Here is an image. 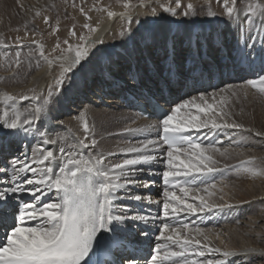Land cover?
I'll list each match as a JSON object with an SVG mask.
<instances>
[{
  "label": "snow or ice",
  "instance_id": "1",
  "mask_svg": "<svg viewBox=\"0 0 264 264\" xmlns=\"http://www.w3.org/2000/svg\"><path fill=\"white\" fill-rule=\"evenodd\" d=\"M176 4L180 7V0H176ZM124 7L126 11L119 15L128 18L133 7L131 0H127ZM223 7L222 15L229 20H236L240 24L259 22L261 31H264V19H256L264 18V0H249L242 7L237 6V0H224ZM163 10L172 17L178 15L176 8L171 6H165ZM79 11L91 19L84 7H79ZM42 14L41 11H36L35 16ZM201 14L207 17L218 15L210 5L205 6L203 13L198 12L197 6L191 0L179 12V16L183 18H193ZM117 15L114 11H107L110 18ZM151 15H157L156 8L152 9ZM44 23L52 28L49 35H55L59 31V18L53 27L50 17L45 15ZM83 27L87 33L79 37L75 25L69 31V37H75L78 43H70L69 39H57L50 53L45 52L42 34L33 32L34 36L41 35V39H28L27 25L26 35L17 36L12 44L6 43L0 36V47L16 49L12 55L7 51L4 53V65L8 69H15L9 79L15 80L22 76L19 71L22 65L31 70L33 67H41V61L48 65L49 70L53 66L60 69L54 78V85L48 86L46 94H37L35 88L28 89L31 95L0 91V104L4 105L0 114V127L15 130L14 133L5 135L24 133L27 136L31 133L34 138H39L42 145L38 151L33 150L31 158L16 157L8 168L0 169V232L3 233V238L0 239V264H98L91 257L100 251H111L119 255L127 250L134 239L133 233L145 239L149 236V231H137L126 222H138L147 227L154 224L156 217L141 214L132 208H124L117 201L162 203L166 220L181 215L209 214L234 208L231 203H216L211 200L215 195L212 190L217 188V184L209 183L208 178L210 174L222 171L216 166L219 163L216 154L225 157L231 153L229 148L217 147L222 141H213L210 137H215L217 132L233 130L239 135L238 138H230L232 143L245 145L252 142L251 137L244 133L253 130L238 123L227 109L233 99H239V92L247 96V87L264 97V74L247 80L245 88L237 90L229 85L219 93H201L175 104L170 110H166L159 103L165 99L163 88L159 89L158 96L151 90L148 95L141 94L137 100L142 98L143 105H150L161 118L156 124L146 128L122 129L124 133H142L145 138L135 144L119 146L116 151L100 149V140L96 138L95 124L90 121L87 107L76 118L83 129L82 137L68 128L66 133H56L55 139H51L48 138L47 131L42 130L44 125L37 126L38 122L46 121L45 114L50 111L54 98L64 89L65 82L82 71L96 56L97 45L104 43L102 39H92L99 30L98 26L85 23ZM119 34L121 37L132 38L130 21L129 27L122 29ZM142 39L154 37L150 31H146L142 34ZM249 39L254 41L255 37ZM170 41V44L167 40L164 43V56L169 65L165 84L170 82L173 67L176 65V36L171 35ZM188 43L191 50V36ZM243 47L252 48V44L245 40ZM25 48L28 49L27 52L23 51ZM261 48L264 50V43ZM199 49L200 37L197 36L193 55L199 54ZM53 53L56 55H52ZM252 55L250 51L242 59L251 60ZM261 72L264 73V69ZM23 75L26 77L27 72ZM138 80V72L130 69L129 81ZM32 100L36 101L32 107L21 104L23 101ZM137 106L141 105L137 103ZM193 132L203 133L209 142L204 143L199 136L194 137ZM254 135L264 138V132L255 131ZM58 144L59 155L52 148L43 147ZM118 155L124 158L118 162L110 159ZM256 160V157H248L239 161L234 166L236 174L252 177L264 175V166L258 165ZM157 165L163 166L162 172L152 171ZM228 167L225 165V168ZM145 176L149 177L148 182L142 179ZM154 176H159L165 185L162 201L133 194L135 189L147 190L154 186L155 181L151 179ZM170 188L178 189L182 195H177L175 190L170 191ZM121 190L124 195L119 194ZM219 191L223 192V188ZM49 193L52 195L49 196ZM25 196L27 200L23 198ZM190 199L193 202H189ZM185 230L189 234L192 232L187 224L173 226L163 222L156 239L164 242L156 245L154 254L151 255V264H201L192 259V256L204 257V250L220 253L225 258L237 255V250L222 251L219 247H212L209 235L202 228L197 227L195 230L200 238L183 234ZM242 251L264 256V249L249 247ZM116 264H124V261L117 260ZM128 264H139V261L130 258ZM202 264L227 262L223 259H206Z\"/></svg>",
  "mask_w": 264,
  "mask_h": 264
},
{
  "label": "bare ground",
  "instance_id": "2",
  "mask_svg": "<svg viewBox=\"0 0 264 264\" xmlns=\"http://www.w3.org/2000/svg\"><path fill=\"white\" fill-rule=\"evenodd\" d=\"M23 1L25 3V0H20V6L23 5ZM57 1L59 0H34L31 3L26 2V9L32 10L33 14H35L36 11H41L43 8H51ZM197 1H199L196 5L197 10L203 13L205 7L202 6V0H191L194 4L197 3ZM182 5L184 6V4ZM33 7H36V9H33ZM26 9L24 12H27ZM139 11L149 14V17L151 16V14L148 13L151 9L145 10V7H143L142 9L140 8ZM156 11L158 12L159 8L156 9ZM142 13L139 12L138 14L140 15ZM256 19L259 21L264 18ZM181 21L183 22L181 23ZM152 22H154L152 26L144 24L137 30L132 31L131 39L122 37L116 45H113L110 51L104 49L99 54H96L82 71H79L74 77H71L70 81H67L62 99L56 97L57 99L53 101L55 102V104H53L54 107H52L53 110L45 114L46 121L38 122L37 126L44 125L42 130L47 131L48 138L55 139L56 133H66L68 128H71V130L75 132L74 128L79 122L76 119L78 115L76 116L73 114L80 113L85 107H87L89 111H94L95 113L101 110L105 113H111L112 111H117L120 107H124V104L121 102V97L125 96V93H123L124 90L126 92L127 89L137 88L138 84H142L144 88L151 91L159 90V83L161 80H165L167 76L164 72L168 70V63L164 56V43L167 40L170 44L171 35L176 36V64L178 68L180 67V74L183 77L187 75L189 70H193L191 66H189L191 68L187 66V63L189 59H191V62L194 60L193 53L196 49L197 36L200 37L199 53L203 54L205 46L207 45L206 51L209 55V59H213L211 66L206 60L201 59L203 67L209 71L211 67L225 69L231 66L228 62H225L223 49H227L228 52H230V57L233 55L234 58H238L241 61H245L248 65H251V72H258L259 67L253 64L256 61H260L261 69H264V50L261 48L262 43H264V31H261L259 22L256 24L247 22L240 24L236 20H229L226 16L219 14L216 17H207L201 14L193 18H178L166 15L159 17L156 22ZM111 24L112 23L108 21L99 26V30L93 35L92 39L103 36L104 33H106V29L109 28ZM116 28L117 26L111 30L114 31ZM146 31H150L154 39H142V34ZM1 32H3L2 28L0 29V34ZM189 36H191L192 39L191 50L188 43ZM249 37H255V40L253 41L249 39ZM245 40H247L249 44H252V48L243 47ZM220 45L221 47H219ZM2 50L5 49L0 47V51ZM183 51L187 52L185 63L180 60ZM250 51L253 54L251 60L242 59L244 54ZM210 60H208V62ZM150 62L153 63V67L150 66ZM132 65H135L136 72H138L139 75V81L137 82L129 81ZM51 70H49L48 65L44 63L29 76L28 80L22 79L17 83H0V91L6 90L13 94L28 91V89L34 88L43 82H47ZM241 71L244 72V69ZM11 74L12 72H5V70L0 68V75L11 76ZM239 74L241 75L240 72ZM241 78L242 80L251 79L243 75ZM117 81L119 82L117 83ZM227 83L228 86L232 85L235 89H240L239 86H235L233 81ZM220 91L221 90L218 89L208 93L197 92L196 96L201 93L211 94L213 92L219 93ZM187 99L190 98L184 100ZM183 101L179 100L176 104L182 103ZM261 107H263V109L257 108L255 111L253 110L254 113L252 112L248 120L243 122L244 124L246 123L245 126L247 128L253 130L252 132L244 133V135L251 137L252 142L245 145H236L232 143L230 138H238L239 135L233 130H225L224 132H217L216 134L218 138L217 141H222V143L217 144V147L222 145L224 146L223 148H229L231 155L222 157L216 154V159L219 161L216 166L222 169V171L217 173H221L223 176L214 183L217 184V187L223 188V192L216 191L215 196H212L211 200L216 203H231L234 205V208L226 209L224 212L214 211L210 213L211 215H223L224 219L218 224H213L204 230L210 237L212 247H219L222 251L237 250V255L225 258L220 253H209L204 249H197L204 250L205 256L199 257L193 255L192 259L201 262V264L206 259H223L226 260L227 264H264V256L259 255V253H245L242 251L249 247L264 249V175L256 177L247 174L237 175L234 168L239 161L245 160L248 157H256V163L264 166V138L254 135L255 131L264 132V106ZM3 108L4 105L0 104V114H2ZM122 114L126 116L129 115L130 117H139V115L131 110H124ZM141 121L145 123L149 122L151 125L158 122V120L151 118H141ZM6 131V129L0 127L1 166L6 162L9 167L12 160L16 158L15 153L18 152V156L21 159L24 157L31 158L33 150L38 151L42 146L39 138H34L33 135H30L29 139V134L31 133L27 136H25L24 133H20L19 135H5L6 133L15 132V130H11V132ZM77 135L79 136V134ZM43 147L52 148L54 152L59 155L57 151L59 144L57 146L43 145ZM237 153L240 154L237 155ZM226 157L228 158L227 160H225ZM223 158L225 159L223 160ZM121 159L123 158L121 157L120 160ZM225 165L229 167L225 168ZM152 171L162 172L163 166L157 165ZM229 176H232V178L228 179ZM142 179L148 182L149 177L145 176L142 177ZM151 179L155 181L154 186L147 190L135 189L133 190V194L151 197L153 201H162L163 189L159 181L161 178L159 176H154L151 177ZM176 192L177 195H182L178 189ZM119 194L124 195L123 190H121ZM200 194L204 195L203 192ZM221 196H223V199H221ZM189 202H193V200L190 199ZM136 203L141 205L144 210L150 211V213L156 217L153 226L160 229L162 227L161 222L164 219L162 203L149 204L147 201L141 203L131 200L117 201V204H121L122 207L132 208L137 211L135 206ZM196 203L198 204V201H196ZM202 214L203 213H199V215ZM193 215H186V218H191ZM126 224L132 225L131 222H126ZM195 230L196 228H192L191 234L185 230L183 234L190 235L192 238H200L197 236ZM2 238L3 235L0 234V239ZM137 238H139V236L134 235L132 242L138 243ZM156 241H161V243L164 242L163 240H157L156 237H148L146 240V242L151 244ZM91 258L97 261L98 264L102 263L101 260L97 259L99 258V252Z\"/></svg>",
  "mask_w": 264,
  "mask_h": 264
},
{
  "label": "rangeland",
  "instance_id": "3",
  "mask_svg": "<svg viewBox=\"0 0 264 264\" xmlns=\"http://www.w3.org/2000/svg\"><path fill=\"white\" fill-rule=\"evenodd\" d=\"M34 0H25V3L23 1V5L20 6L21 2L20 0H0V29L2 28V31L0 36L5 40L6 43L12 44L15 41V38L17 36L24 37L26 35L25 31V25H27V34L28 39H41V35H33V32H37L39 34H42V42L45 44V52L50 53L51 49L54 47V44L57 39L60 41H63L64 39H69L70 43H78L79 41L75 37H69V31L71 30L72 26L75 25V31L77 33V37H79L82 34H86L87 30L83 27L85 23H90L93 27L101 26L102 24H105L109 21L111 22V26L106 29V33H104L103 36H99L96 39H102L104 41L103 44L97 45V54H99L104 49L106 51H110L113 47V45H116V43L122 38L120 36V31L124 28L129 27V21L132 31L137 30L138 28L142 27V25L147 24V26H152L154 22L157 21L159 17H163L166 15H171L168 12H165L163 9L165 6H171L173 8H176L178 15L176 17L182 18L179 16V12L182 11L183 5H186V3L189 1L187 0H180V7H177L176 0H131V4L133 7L131 8V15L130 17L126 18L125 16L119 15L120 13H123L126 11L124 4L127 2V0H59L53 5L55 7L51 6V8L48 9H42L41 12L43 13L41 16H35L33 14L32 10L26 9V2L31 3ZM20 2V4H19ZM246 2H249V0H237V6L242 7ZM250 2H257V0H250ZM195 3V5H197ZM202 6H213L211 9H214L218 12L219 15H222L224 12L223 3L224 0H202ZM34 4V3H33ZM76 5L75 7L73 5ZM93 5H95V8H93ZM84 7L85 12H87L88 17H91L89 20L83 13L79 11V7ZM145 7V10L148 9V13L151 14L152 9L159 8V11L157 12L158 15L153 16L151 15L149 17V14L142 13V11H139L140 8L142 9ZM25 9L27 12H24ZM33 9H36V7H33ZM96 9H103V10H96ZM114 11L118 15L115 18H110L107 16V11ZM205 10V9H204ZM142 14H138V13ZM47 15L50 17V23L55 26V21L57 18L60 20V26L59 31L55 35H49V33L52 31V28H50L48 25L44 23V16ZM150 18V19H149ZM139 21V23H138ZM147 21L148 23H145ZM117 26V28L113 31L111 30ZM5 29V30H4ZM109 32H108V31ZM93 38V36H92ZM33 49H35V45L32 46ZM221 47V45L219 46ZM7 51L9 55H12L16 49L10 48L0 51V68L5 70V72H13L15 69H8L4 65V53ZM24 52H27L28 49L25 48L23 50ZM96 51V50H94ZM187 52L183 51V55L181 56L180 60H183V58L186 56ZM52 55H56V53H53ZM185 60V59H184ZM209 58L206 60L207 63H210L211 66L212 60ZM44 64L43 61H41V66ZM40 68V67H39ZM38 68L33 67L31 70H28L26 65H22L21 69L19 71L22 73V76L18 79H9V76H3L0 75V83H17L18 81L24 79L28 80L29 76L34 73ZM60 69L58 66H53L52 70L50 71V74L48 75L47 82H43L42 84L35 86V90L37 94H46V90L49 85H54L55 83V77L58 75ZM27 72V76L25 77L23 73ZM12 75V74H11ZM148 77V76H147ZM249 79H245L243 81L234 82L235 86H239V88H245V82ZM65 82V87H66ZM64 87V89H65ZM228 87L227 84L221 85L218 89L224 90ZM62 90L59 95L56 97L61 98L64 95V91ZM216 89V90H218ZM213 90L209 91L212 92ZM215 91V90H214ZM247 96L245 97L243 92H239V99H233L228 107V111L232 113V117L236 119L238 123H243L246 120H248L250 114L257 108L263 109L264 106V97H262L259 93H257L254 89L247 87ZM21 93H28V91H24ZM123 93H126L125 90ZM31 95L30 93H28ZM197 93L190 94L187 98L196 97ZM54 99H57V98ZM21 104L24 107H32L36 104V101H23ZM55 102L52 103L50 111L53 110L52 107H54ZM125 109V107H120L117 109V111H112L105 113L103 110L100 112H92L89 111V117L90 121L94 122L95 124V131H96V138L100 140V149L104 151H116V149L119 146H124L128 143L135 144L138 140H142L145 138V135L142 133H124L122 132V129L125 127H133V128H146L147 126L151 125L149 122L145 123L141 121V117H133L129 115H123L122 112ZM254 110V111H253ZM49 111V112H50ZM121 112V113H119ZM79 113L73 114L78 115ZM138 115V114H137ZM128 118V119H127ZM140 120V121H139ZM231 122V121H230ZM244 124V123H243ZM246 124V123H245ZM244 124V125H245ZM78 126V127H77ZM75 129V133L79 134V136H83V129L80 126V124H77ZM8 132H11V130H7ZM6 131V132H7ZM5 134V133H3ZM111 134V135H110ZM29 134V139H30ZM103 137V139H101ZM154 138V135L153 137ZM218 146V145H217ZM222 146V145H221ZM220 148L223 149L224 146ZM18 153H15L16 157L18 156ZM19 157V156H18ZM124 158L122 155H118L116 157L110 158L113 160V162H118L120 158ZM225 158H223L224 160ZM228 158L226 157L225 160ZM0 169H3L0 165ZM232 176L228 177V179H231ZM220 182V181H219ZM221 187H217L216 190H212L214 192L219 191ZM215 196V195H214ZM122 206L121 204H118ZM130 215V214H129Z\"/></svg>",
  "mask_w": 264,
  "mask_h": 264
}]
</instances>
